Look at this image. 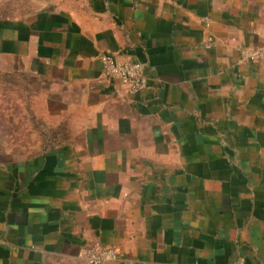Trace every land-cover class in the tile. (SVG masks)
<instances>
[{
	"label": "crops",
	"instance_id": "0c3cea01",
	"mask_svg": "<svg viewBox=\"0 0 264 264\" xmlns=\"http://www.w3.org/2000/svg\"><path fill=\"white\" fill-rule=\"evenodd\" d=\"M208 38L213 45L205 48ZM264 0H81L0 20V75L60 140L0 155V264H264ZM144 64L147 88L98 56ZM54 127V128H53Z\"/></svg>",
	"mask_w": 264,
	"mask_h": 264
},
{
	"label": "rangeland",
	"instance_id": "374dc122",
	"mask_svg": "<svg viewBox=\"0 0 264 264\" xmlns=\"http://www.w3.org/2000/svg\"><path fill=\"white\" fill-rule=\"evenodd\" d=\"M80 2L81 0H0V20L29 18L47 8L72 10ZM17 83L19 87L0 89V155L23 157L32 155L41 141L32 123L31 114L35 115L38 122L43 119L40 113V96L32 88L31 81L19 78ZM37 126L45 134L48 133L46 124L43 127L40 124Z\"/></svg>",
	"mask_w": 264,
	"mask_h": 264
},
{
	"label": "built area",
	"instance_id": "2783aa9c",
	"mask_svg": "<svg viewBox=\"0 0 264 264\" xmlns=\"http://www.w3.org/2000/svg\"><path fill=\"white\" fill-rule=\"evenodd\" d=\"M213 45V40L208 38L205 48ZM264 59V46L253 48L245 52L242 60L247 62H258ZM100 64V76L102 79H113L127 94H135L147 88V80L144 74V64L136 61H117L110 55L100 54L98 56ZM79 257L86 264H106L118 260V255L110 248L102 247L98 243H93L84 248ZM231 264H245L243 259H239Z\"/></svg>",
	"mask_w": 264,
	"mask_h": 264
},
{
	"label": "trees",
	"instance_id": "16d2710c",
	"mask_svg": "<svg viewBox=\"0 0 264 264\" xmlns=\"http://www.w3.org/2000/svg\"><path fill=\"white\" fill-rule=\"evenodd\" d=\"M1 83H0V89L5 90V89H12L19 87V84L17 83V80L19 79L18 76L16 75H11V74H2L0 75ZM32 120H33V125L34 128L39 136L40 145L39 148L33 151V154H36L38 152H44L47 149H51L54 146H56L58 143H60V140L57 138L55 131L53 129H49L48 133L45 134L43 130H41L40 127L37 125L40 124L41 127L44 126V123L39 120V122L36 120L35 115L31 114ZM35 120V121H34ZM0 139H1V134H0ZM46 140V141H44ZM1 140H0V146H1Z\"/></svg>",
	"mask_w": 264,
	"mask_h": 264
}]
</instances>
